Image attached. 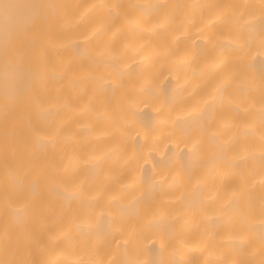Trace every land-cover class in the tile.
Wrapping results in <instances>:
<instances>
[{
  "label": "bare ground",
  "instance_id": "obj_1",
  "mask_svg": "<svg viewBox=\"0 0 264 264\" xmlns=\"http://www.w3.org/2000/svg\"><path fill=\"white\" fill-rule=\"evenodd\" d=\"M4 3L0 264H264V0Z\"/></svg>",
  "mask_w": 264,
  "mask_h": 264
},
{
  "label": "snow or ice",
  "instance_id": "obj_2",
  "mask_svg": "<svg viewBox=\"0 0 264 264\" xmlns=\"http://www.w3.org/2000/svg\"><path fill=\"white\" fill-rule=\"evenodd\" d=\"M0 7L4 8L6 14H11L14 11V9H15L14 5H11V4H8V3H4L3 5H0ZM45 7L55 8L56 5H49V6H45ZM37 134H39V133L37 132Z\"/></svg>",
  "mask_w": 264,
  "mask_h": 264
}]
</instances>
